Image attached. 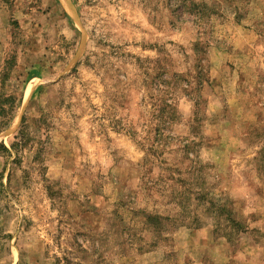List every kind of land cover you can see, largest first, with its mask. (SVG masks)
I'll use <instances>...</instances> for the list:
<instances>
[{
    "label": "rangeland",
    "instance_id": "rangeland-1",
    "mask_svg": "<svg viewBox=\"0 0 264 264\" xmlns=\"http://www.w3.org/2000/svg\"><path fill=\"white\" fill-rule=\"evenodd\" d=\"M0 264H264V0H0Z\"/></svg>",
    "mask_w": 264,
    "mask_h": 264
}]
</instances>
